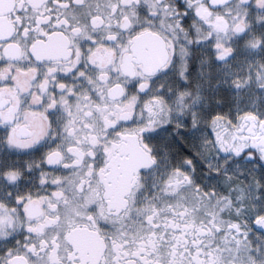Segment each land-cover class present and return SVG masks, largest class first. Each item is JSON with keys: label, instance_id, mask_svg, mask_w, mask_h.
Returning <instances> with one entry per match:
<instances>
[{"label": "snow or ice", "instance_id": "6c2138e0", "mask_svg": "<svg viewBox=\"0 0 264 264\" xmlns=\"http://www.w3.org/2000/svg\"><path fill=\"white\" fill-rule=\"evenodd\" d=\"M0 264H264V0H0Z\"/></svg>", "mask_w": 264, "mask_h": 264}]
</instances>
